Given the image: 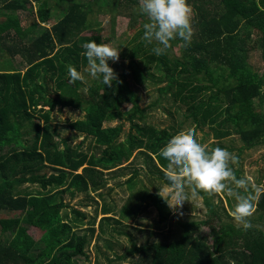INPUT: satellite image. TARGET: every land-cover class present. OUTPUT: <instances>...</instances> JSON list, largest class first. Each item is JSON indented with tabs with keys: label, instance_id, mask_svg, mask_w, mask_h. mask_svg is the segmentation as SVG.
Segmentation results:
<instances>
[{
	"label": "trees",
	"instance_id": "trees-1",
	"mask_svg": "<svg viewBox=\"0 0 264 264\" xmlns=\"http://www.w3.org/2000/svg\"><path fill=\"white\" fill-rule=\"evenodd\" d=\"M101 2L118 15H128L133 39L123 51L129 61L117 81L108 87L94 79L86 96L80 81L70 83L67 69L87 67L85 43L110 41L102 35L101 22L90 18L92 3L69 0L63 16L47 26L55 15L50 0H0V15L5 17L0 19V264H78V256L88 258L89 235L79 231L87 214L76 207L72 218L63 215L71 207L65 193L71 200L83 193L102 196L107 173L125 167L137 155L143 157L145 171L167 183V161L159 153L176 132L147 121L151 105L142 106L130 76L135 84L166 81L157 90L185 104L186 122L191 121L195 130L207 126L217 140L236 133L241 148L249 151L264 146V74L250 62L257 48L264 58V0H188L195 12L193 36L187 46L179 38L171 42L173 47L180 45L174 60L150 52L152 44L142 39L144 29L139 25L147 17L136 14L139 0ZM32 5L35 18L24 27L20 10L32 11ZM121 6L128 11L120 10ZM115 22L116 14L111 18L113 31ZM36 25L40 33L29 37ZM154 62L162 71L160 76L148 72ZM57 107L84 111L82 118L67 125L77 136H84L83 142L91 138L97 151L83 149V143L72 146L60 136L52 115ZM116 120V125H105ZM125 122L129 130L121 139ZM141 170L135 168L126 179L129 195L120 213L134 220L155 208L156 232L167 227L174 213L159 191L144 184L137 187ZM233 171L241 177L240 168ZM28 183L39 189L23 187ZM254 190L249 187L252 194ZM201 195L211 211L207 219L178 221L181 231L173 240L168 235L142 244L132 239L120 258L130 261L123 264H264V228L251 224L245 231L223 220L215 207L219 201L214 204L213 196ZM226 197L232 209L235 201ZM255 207L250 219L264 221V194ZM221 208L227 213L224 204ZM102 210L112 212L106 204ZM1 211L19 215L5 217ZM110 217L122 222L105 215L98 224L100 231L117 232L105 223ZM90 222L93 236L96 220ZM34 226L42 231L39 240L29 234ZM205 226L209 233L203 231Z\"/></svg>",
	"mask_w": 264,
	"mask_h": 264
},
{
	"label": "rangeland",
	"instance_id": "rangeland-1",
	"mask_svg": "<svg viewBox=\"0 0 264 264\" xmlns=\"http://www.w3.org/2000/svg\"><path fill=\"white\" fill-rule=\"evenodd\" d=\"M83 1L87 4L92 3L93 9L90 18L101 22L100 26L104 29V31H102V35L106 36L105 38H110V41L107 44H111V46L120 49L119 61L108 62L109 66L112 67L115 72L119 75V73H121L125 69L129 61L122 54L123 51L131 45L130 41L133 39V35L130 33V18L128 17V15H122L121 13L120 15H118L114 10L110 9L109 6L102 5V0ZM68 3L69 0H50V5L54 10L55 15L51 18L47 26L52 25L63 16V12H65ZM32 6V11L29 9H26V11L20 10V17L22 19V25L24 27L31 26L32 23L30 22L33 20V18H35L34 13L36 10V6ZM136 7V14H140L141 12L139 11V5H137ZM119 9L123 11H128L124 6L119 7ZM28 13H32V15H28ZM194 13L195 12L193 11L192 18L194 17ZM115 14L116 22L113 31L111 26V18H113ZM141 15L144 14L141 13ZM0 19H5V17L3 15H0ZM144 23L145 22H142L139 25L142 26V29V24ZM141 28L138 30H141ZM40 31L41 27H38V25H36L31 29V31L28 32V36H36L40 33ZM91 32L92 31H87L85 34H89ZM112 32L114 33L113 36ZM253 38L256 37L254 36ZM140 40L141 38H139L137 41L139 42ZM155 46L156 44L155 42H153V44L151 45L152 49ZM177 49H180V45H175L171 50L167 51V56L172 58L173 60L177 58ZM261 52V49H255L252 52L253 56L250 59V62L254 65L255 70L261 75H263L264 58L261 55ZM137 59L140 60L139 56L137 57ZM157 66L158 62H154L148 68V72L160 76L162 71ZM83 69L85 68H81L80 71H82ZM85 76L88 79V83H82V85L84 94L88 96L87 90L94 79H92L87 73H85ZM130 81L133 87L141 95L142 106L151 105L149 107L147 118V121L149 123L159 128H168L172 133L176 132V134L181 130L194 128V125L191 121L186 122L185 116L187 110L185 104L181 101L175 100L171 96V94H162L157 90L159 86H164L167 83L166 81L159 84H153L151 83V81H147L144 84H135L136 81L133 80L131 76ZM154 101H156V103L152 105ZM262 110L264 111V107L262 108ZM52 115L54 121L58 125L60 136L67 138L72 146H77L80 143H83V149L90 152L92 150L97 151V149L93 147L94 141L91 138L83 142L84 136H77V132H75L72 128L67 125L68 122L71 120L82 118L84 115V111L72 108L59 109L57 107L55 110L52 111ZM118 122L119 121L117 120L113 122H106L105 125H116ZM124 129L125 130L122 133L121 139L125 138L128 133L129 122H125ZM196 133L198 141L203 145H207L209 150L217 146L221 147L220 145H222L221 148L227 149L230 153H233L235 156L238 157V163L230 165L233 169L240 168L242 170L240 174L241 177L235 174L237 178L246 177L250 180L249 187H260L264 189V146L257 147L250 151L249 149L241 148L243 142L241 141L239 135L236 133H233L230 136L221 140H217V138L214 137L212 130L207 126L201 129H196ZM60 136H58L57 138L60 139ZM135 168L142 169L141 173L139 174V181L137 187H141L144 184L146 187L148 186L152 190L159 191V187L166 184V182H164V180L160 178L159 174H157L159 176L158 178L157 176H152L148 171H145L146 167L144 159L141 155H137L136 158L131 159L125 167L120 168L115 172L107 173L108 183L104 188H102V196H99V194L96 192H92L90 194V197H86V195L88 194L83 193L79 194L76 198H73L71 200L69 196L70 194L65 193L66 201L70 203L71 207L65 209L63 211V215L67 214L68 218H72L75 215L74 211H72V208L76 207L87 214V217L84 219L85 222L81 224L83 228L79 229V231L80 234L88 232L89 243L86 248L88 258H86V256H78V264L128 263L130 261V258L124 261L123 259L120 260V258L125 255L127 249L132 246V239H134L138 244H142L147 239L151 241L159 240L162 239L164 235H168L169 240H173L175 239V237L178 236L181 231V227H179L177 223L178 221L183 222L186 220H201L207 219L210 216L211 211L207 209L204 204V198L201 193H199L198 197L193 201V204L191 202L186 201L182 209L173 211L174 215L171 219V222L167 223V227L162 230H155L156 232H154L153 230L154 228H158L159 226L156 222L158 220V216L155 208H152L151 210H146L134 220L123 218L120 213V210L129 195V188L126 183V179L131 175ZM23 187H27V189H31L33 191L39 189L38 186L32 185L31 183L25 184L23 185ZM221 197H218L217 195L212 197V201L214 202V204L216 203V201H219L215 204V207L220 210V213L222 209L221 205L224 204V199L227 200L226 195H221ZM103 204H106L110 207V209L112 210L110 214L103 213ZM1 213L5 217H16L19 215V212H14L11 215H9L11 212L8 213L1 211ZM180 213H182V215ZM216 214H218V210H216ZM105 215L114 216L118 219H121L122 222L120 223L116 222L111 217L108 221H105V223L108 222L110 224V227L116 228L117 232H110L109 230L108 232L104 233L100 231L98 224L100 219ZM94 219L96 220V231L95 234L92 236L90 235L91 231L89 230V227L91 225L90 220ZM250 221L252 225L264 228V221L258 222L254 221V219H250ZM228 222H234L233 218L230 219ZM85 223L87 224L85 225ZM202 229L206 233H209L210 231L209 227L207 226L202 227ZM29 234L33 239L39 240L42 235V231L34 226L32 229L29 230ZM130 235L132 237H130Z\"/></svg>",
	"mask_w": 264,
	"mask_h": 264
},
{
	"label": "clouds",
	"instance_id": "clouds-1",
	"mask_svg": "<svg viewBox=\"0 0 264 264\" xmlns=\"http://www.w3.org/2000/svg\"><path fill=\"white\" fill-rule=\"evenodd\" d=\"M139 11L147 17L142 39L147 44L155 42L152 49L155 55L166 54L173 47L171 42L177 38L185 46L191 43L193 9L188 0H139ZM83 48L87 67L78 71L69 65L70 83L87 84V73L92 79L102 80L104 85L111 87L118 74L108 62L119 61L120 49L94 40L85 43ZM159 155L167 161L164 169L167 183L159 187L157 194L170 209H182L186 201L193 204L201 192L210 197L226 195L235 201L229 212L234 222L245 231L252 227L250 217L255 213V202L264 194V189L256 187L252 194L249 192L250 180L236 177L230 165L238 163L237 156L219 146L209 150L198 141L195 128L181 130L172 136Z\"/></svg>",
	"mask_w": 264,
	"mask_h": 264
},
{
	"label": "crops",
	"instance_id": "crops-1",
	"mask_svg": "<svg viewBox=\"0 0 264 264\" xmlns=\"http://www.w3.org/2000/svg\"><path fill=\"white\" fill-rule=\"evenodd\" d=\"M256 36V35H255ZM254 37V36H253ZM253 56V55H252ZM252 58V57H251ZM224 206L226 207L227 209V213L226 211L224 210V208L221 209V214H222V217H223V220H230L231 219V216L229 215V212L231 210V208L229 207L228 205V201L226 199H224ZM2 217V216H1ZM252 219V218H251ZM254 221H258L257 218H254Z\"/></svg>",
	"mask_w": 264,
	"mask_h": 264
}]
</instances>
